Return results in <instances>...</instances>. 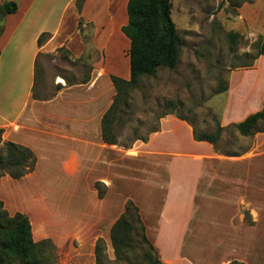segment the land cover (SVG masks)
Listing matches in <instances>:
<instances>
[{
    "label": "crops",
    "instance_id": "obj_1",
    "mask_svg": "<svg viewBox=\"0 0 264 264\" xmlns=\"http://www.w3.org/2000/svg\"><path fill=\"white\" fill-rule=\"evenodd\" d=\"M5 1H15L18 10L0 20L3 26L0 34L2 139L30 147L38 163L36 169L20 179L4 175L0 184H10L9 190L14 186L24 190L26 182L21 184L19 180L26 181L29 174H35L43 159L61 164L67 174L82 172L98 198L95 183L101 181L106 188V196L99 198L102 218H94L95 227L101 228L111 218L106 207H114L120 215L125 211L128 196L122 201L121 189L134 179L135 184H141L133 200L140 208L147 236L166 264L191 261L160 249L158 244H163L161 233L165 227L174 237L168 242L171 244L184 243L190 231L193 233L198 226L206 227L207 222L214 227L218 244L233 246L247 239L264 244V233L255 234L256 229L264 227V141L251 151L223 154L212 143L197 141L194 127L172 114L162 118L160 129L152 132L148 141L137 140L133 147L103 141L102 117L113 101L111 94L116 93L111 75L127 77L128 59L124 54L130 49L131 41L122 27L129 20V0H83L81 12L78 0H0V4ZM237 19L250 33L264 35V0L244 2L237 7ZM86 28L90 30L86 32ZM45 32L50 37L39 44V37ZM62 47L76 58L93 49L97 57L90 65L93 67L91 79L70 85L61 81L63 87L56 96L35 99L33 86L41 57L58 53ZM263 58L264 54L253 66L243 67L244 74L260 75ZM258 83L264 85V78ZM172 122L186 126L195 144L205 146V150L181 152L156 148V140L164 136L166 124ZM175 157L188 159L182 160L181 180L169 168L179 164H174ZM187 162L193 167L186 169ZM163 183L169 188L151 235L144 203L154 202L153 196L160 188L154 189L164 186ZM166 212L174 214L173 219L164 223ZM232 259L228 258L227 262L231 263Z\"/></svg>",
    "mask_w": 264,
    "mask_h": 264
},
{
    "label": "rangeland",
    "instance_id": "obj_2",
    "mask_svg": "<svg viewBox=\"0 0 264 264\" xmlns=\"http://www.w3.org/2000/svg\"><path fill=\"white\" fill-rule=\"evenodd\" d=\"M239 1L242 0H233V3ZM172 2L173 19L183 38L179 62L174 68L159 67L155 75L142 78L139 86L131 92L118 145L122 146L136 136L150 137V132L161 127L162 118L169 114L189 122L197 134L213 135L218 121L227 127L243 120L249 113L264 109V85L258 83L264 78V58L260 75L257 72L244 74L246 68H243L256 53L254 43L261 34L247 31L237 19V7L230 0ZM88 30L86 28V32ZM235 32L241 36L232 39L230 34ZM128 52L129 48L124 54L128 59L125 72L129 78ZM90 53L91 58L87 57L88 52L83 56V63L77 62L79 58L66 50L41 57L37 71L40 94H52L58 84L67 82V79L79 82L90 72L87 66L97 57L93 49ZM114 95L115 91L111 94L112 99ZM263 141L264 132L243 136L234 128H229L217 144L222 150L243 153L254 150ZM155 146L181 152L205 150V146L195 144L186 126L175 122L166 124V133L156 140ZM3 151V143L0 142V154ZM174 159V164H179L169 165V168L172 167L175 177L181 180L182 160L188 159ZM191 166V163H186V169ZM85 176L82 172L67 174L61 164L43 159L35 174H29L26 181L19 180L21 184L26 182L24 190L17 186L9 190L10 184H0V191L4 192L1 199L10 213L14 214L17 210L26 213L32 223L34 239L37 242L49 240L42 245L47 264H166L160 258L161 263H153L158 259L156 252L142 243L135 229L123 254H117L111 227L120 213H116L114 207L108 206V210L106 207L105 211L110 213L111 218L101 228L95 227L94 218H102V200L94 194L90 180L84 179ZM127 184L125 189H121L119 197L124 201L128 196L126 202L133 200L141 183L135 184L132 179ZM163 184L155 187L154 190L160 189L153 196L154 202L144 203L150 234H153L154 222L160 218V206L169 188L167 183ZM173 214L166 212L164 223L173 219ZM209 223H205L206 227L198 226L193 233L190 231L191 236L188 234L184 243H168L174 237L168 234L167 227L162 228L163 244L158 245L171 256L177 254L191 261L176 264H233L234 261H238L237 264H264L262 241L247 239L233 246L218 244L213 235L214 227ZM263 233L264 227L255 230L256 236ZM228 258H233L231 263L227 262Z\"/></svg>",
    "mask_w": 264,
    "mask_h": 264
},
{
    "label": "trees",
    "instance_id": "obj_3",
    "mask_svg": "<svg viewBox=\"0 0 264 264\" xmlns=\"http://www.w3.org/2000/svg\"><path fill=\"white\" fill-rule=\"evenodd\" d=\"M253 1L255 0H242L234 4L233 0H230V3L239 7L244 2ZM82 2L83 0H78L77 2L80 12L82 10ZM172 8V0H129L128 2L129 20L122 27V30L131 41L128 52L130 57V77L126 79L111 75L116 93L111 105L102 117V139L108 144H118L120 142L121 124L127 111L126 108L130 104L131 92L139 86L142 78L155 75L161 66L174 68L179 62L183 38L173 19ZM17 10L18 4L15 1L3 2L0 4V20H3L7 14L15 13ZM80 29L83 31L82 20L80 21ZM2 32L3 26H0V34ZM230 36L234 39L240 37L241 34L235 32L231 33ZM49 37V33H42L39 37V44H42ZM254 46L256 47V53L250 62L243 65V67L253 66L255 61L264 54V35L259 36ZM58 50L66 49L62 47ZM66 51L68 52V50ZM87 57L90 58L91 54L89 53ZM77 60V62L83 63L84 57ZM87 67L90 72L79 80L81 83H86L91 79L93 67ZM74 83H77V81L67 79V84ZM62 87V84H58L52 94L42 95L40 94L41 91L36 77L33 86V97L41 100L51 99L56 96ZM262 125H264V109L256 111L248 115L244 120L232 123L227 127H224L218 121L217 129L213 135L197 134L193 126L194 138L197 141L212 143L216 151L223 154H237L238 152L222 150L218 147L217 142L223 132L229 128H234L243 136H251L264 132V126ZM159 129L160 127L152 132ZM2 133L3 129H0V142L4 146V151L0 154V179L6 174L15 179H20L35 169L38 160L37 156L28 146L10 140L4 141ZM148 137L136 136L122 145L129 148L137 140L148 141ZM95 186L99 197L103 198L106 193L104 184L101 181H97ZM245 217L246 220L249 219L248 211L245 212ZM134 229L142 243L156 252L158 259H155L153 263H161L157 249L147 236L146 225L142 219L139 206L133 200H128L125 211L111 227V238L118 255L123 254V249L127 248L130 235ZM46 241L37 242L33 236V227L29 216L21 211L11 214L6 208L4 200L0 198V264H47L48 259L44 255L42 248ZM96 251L98 254L99 245H97ZM97 258H99V254ZM237 263L238 261L233 262V264Z\"/></svg>",
    "mask_w": 264,
    "mask_h": 264
}]
</instances>
